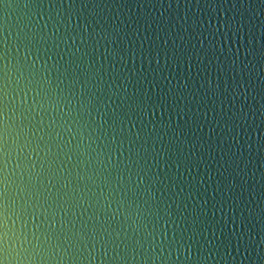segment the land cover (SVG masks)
<instances>
[{
    "label": "water",
    "instance_id": "water-1",
    "mask_svg": "<svg viewBox=\"0 0 264 264\" xmlns=\"http://www.w3.org/2000/svg\"><path fill=\"white\" fill-rule=\"evenodd\" d=\"M0 264H264V0H0Z\"/></svg>",
    "mask_w": 264,
    "mask_h": 264
}]
</instances>
